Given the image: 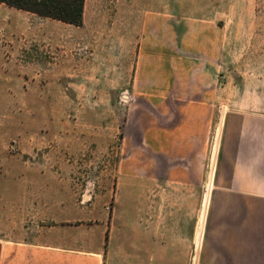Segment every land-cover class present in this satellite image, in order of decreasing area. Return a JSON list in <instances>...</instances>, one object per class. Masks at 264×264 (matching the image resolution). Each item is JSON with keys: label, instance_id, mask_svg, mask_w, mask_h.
Masks as SVG:
<instances>
[{"label": "rangeland", "instance_id": "rangeland-1", "mask_svg": "<svg viewBox=\"0 0 264 264\" xmlns=\"http://www.w3.org/2000/svg\"><path fill=\"white\" fill-rule=\"evenodd\" d=\"M225 15L255 19L228 21L231 53L192 76L171 42ZM215 86L239 97L224 110L264 112V0H84L79 27L0 4V239L32 241L94 203L111 215L114 188L146 189L149 169L162 171L143 130L165 129L168 107ZM224 116L207 130L202 192L218 186Z\"/></svg>", "mask_w": 264, "mask_h": 264}, {"label": "crops", "instance_id": "crops-1", "mask_svg": "<svg viewBox=\"0 0 264 264\" xmlns=\"http://www.w3.org/2000/svg\"><path fill=\"white\" fill-rule=\"evenodd\" d=\"M228 18L196 20L171 42V50L189 54L192 76L206 60L222 64L231 53L228 21L249 26L255 19ZM169 70L182 77L180 61ZM238 99L215 86L174 102L165 129L142 132L150 161L163 164L149 169L146 189L114 188L111 215L94 203L82 209L86 217L55 221L32 241L0 239V264H264V112L223 109ZM222 113L218 186L202 192L207 130Z\"/></svg>", "mask_w": 264, "mask_h": 264}, {"label": "trees", "instance_id": "trees-1", "mask_svg": "<svg viewBox=\"0 0 264 264\" xmlns=\"http://www.w3.org/2000/svg\"><path fill=\"white\" fill-rule=\"evenodd\" d=\"M0 4L76 27L82 24L84 0H0Z\"/></svg>", "mask_w": 264, "mask_h": 264}]
</instances>
